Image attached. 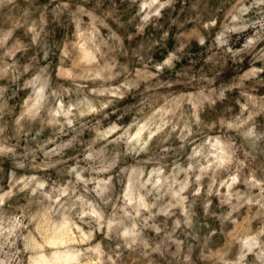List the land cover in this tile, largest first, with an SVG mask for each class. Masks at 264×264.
Instances as JSON below:
<instances>
[{
    "label": "clouds",
    "instance_id": "9594fccd",
    "mask_svg": "<svg viewBox=\"0 0 264 264\" xmlns=\"http://www.w3.org/2000/svg\"><path fill=\"white\" fill-rule=\"evenodd\" d=\"M0 264H264V0H0Z\"/></svg>",
    "mask_w": 264,
    "mask_h": 264
},
{
    "label": "rangeland",
    "instance_id": "374dc122",
    "mask_svg": "<svg viewBox=\"0 0 264 264\" xmlns=\"http://www.w3.org/2000/svg\"><path fill=\"white\" fill-rule=\"evenodd\" d=\"M173 32H175V29H173ZM173 42H171L170 41V43H169V46L171 47V44H172ZM199 51V49H197L196 47H195V45L193 46V48H192V52L195 54V53H197ZM185 63H187V61H185ZM231 75V72H229V73H227L226 75H225V78H227L228 76H230ZM113 119H115V117H113Z\"/></svg>",
    "mask_w": 264,
    "mask_h": 264
}]
</instances>
